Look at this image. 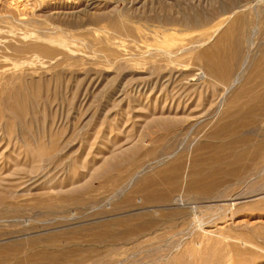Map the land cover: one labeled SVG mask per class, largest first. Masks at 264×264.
<instances>
[{
	"label": "rangeland",
	"instance_id": "374dc122",
	"mask_svg": "<svg viewBox=\"0 0 264 264\" xmlns=\"http://www.w3.org/2000/svg\"><path fill=\"white\" fill-rule=\"evenodd\" d=\"M237 30L236 83L222 95L197 53ZM262 52L264 0H0V264H264V169L210 198L185 189L196 149L218 141L209 134ZM177 104L198 111L168 130ZM176 158L185 169L161 209L168 228L95 241L157 210L121 201Z\"/></svg>",
	"mask_w": 264,
	"mask_h": 264
},
{
	"label": "bare ground",
	"instance_id": "6f19581e",
	"mask_svg": "<svg viewBox=\"0 0 264 264\" xmlns=\"http://www.w3.org/2000/svg\"><path fill=\"white\" fill-rule=\"evenodd\" d=\"M240 45L241 35L238 30L231 33V35L226 32L222 33L210 46L197 53V58L202 62L205 69V71L203 70L204 73H201L203 74L202 77H206L211 83H213L214 87H218L222 90V95L235 81L231 79V75L240 60ZM261 57H259L260 60L258 58L256 61L257 63L255 62L256 64L253 65L254 68H251L250 71L252 73L248 72L251 75L244 80L245 82L238 90L228 97L225 103V109L221 115V119H224L225 122H222L221 125H216L217 129H213L214 131L212 133L210 132V140L218 141H208L202 144V146H199L198 149H196L198 153L203 150L204 152L195 155L189 162L190 169L189 173H187L186 170L188 179L185 183V189L194 196L200 198L213 197L218 186L222 187V185L224 186L226 183L241 178L242 175L245 174L244 172L264 169V57ZM189 89L191 90V87ZM190 90L189 93L192 94L193 91ZM200 94L201 93H198V96L193 99V101L196 100V104L194 105L195 108L202 105L200 104V100L202 99ZM20 96V91H15L10 98V104L12 109H14V105H16L18 108L17 110H19L18 113L23 114V110L25 109L22 101V105L19 104L20 102L17 103L21 100L17 99ZM210 102L212 103L211 105H213L214 100H211ZM190 106L188 105L187 107V105H185V107H180V105L177 104L175 112L168 111L169 116L170 114H173L174 116L173 119L168 118V121L166 122L168 130L169 128H172V125L175 122L174 120L176 119L175 117H177V119L181 118H179L178 115H184V119L195 116L194 113L198 110H190ZM188 110L190 111L188 112ZM218 124H220V122ZM40 148H42V146L39 147L38 145L36 150L31 153V156L40 157L43 155L44 153ZM47 155L48 152L46 156ZM41 161L42 159L33 160L29 170H36ZM183 169H185L183 158H176L163 169H160L152 175L140 180L138 187L139 191L143 192L142 197L135 199L132 197H126L121 202H123L126 207L134 206L135 203H141V205L151 204L143 206L142 208L154 209L155 207L157 210H151V214H137L136 216H138V218L141 217L139 218L140 222L136 223V225H128L129 227L126 226L127 228L119 234L112 235L108 227L104 226L101 229L102 232H98L94 235V240L105 241L106 239H110L113 243L116 242L118 244L125 242L129 237V240H131L134 237L136 238L150 234L161 226L168 228V212H163L161 209L162 206H164L163 204L170 200L169 195L171 192L177 188V183L180 180V177H182ZM118 207L119 204L116 203L113 209H118ZM120 215L122 216L125 214ZM154 217H161L160 222L153 221ZM128 219L131 218L127 217L122 221L126 224ZM119 223H121V220H119ZM107 225H109V223ZM36 255L43 256L49 261L56 258L55 253L47 254L46 252H43L40 255L38 253ZM17 264H37V262L34 261V258L32 257H26L17 262Z\"/></svg>",
	"mask_w": 264,
	"mask_h": 264
}]
</instances>
